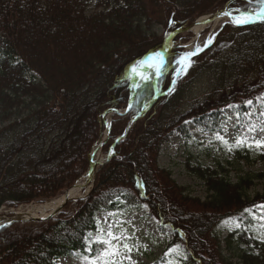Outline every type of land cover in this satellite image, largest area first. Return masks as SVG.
Here are the masks:
<instances>
[{"label":"trees","instance_id":"trees-1","mask_svg":"<svg viewBox=\"0 0 264 264\" xmlns=\"http://www.w3.org/2000/svg\"><path fill=\"white\" fill-rule=\"evenodd\" d=\"M226 1L0 0V205L53 198L76 181L100 134L98 114L127 107L130 79L144 67L140 62L175 28ZM261 5L235 0L230 7L253 12ZM176 59L167 58L159 90L169 85ZM145 76L130 109L112 116L105 151L152 97L153 69ZM263 93L264 19L224 25L181 70L169 93L115 145L85 199L55 217L0 228V264H57L74 252L123 264L105 257L109 243L92 236L100 233L95 212L142 203L168 239L154 264H166L165 252L174 246L185 253L184 264H264V240L243 230L223 239L216 232L225 218L247 224L250 210L264 204V192L249 193L255 181H264V171L237 174L235 181L229 174L235 164L264 161L263 149L243 144L215 167L188 159L205 197L192 195L158 163L174 132L191 137L187 120L202 131L222 133L223 108L235 104L242 117L246 103Z\"/></svg>","mask_w":264,"mask_h":264},{"label":"rangeland","instance_id":"rangeland-1","mask_svg":"<svg viewBox=\"0 0 264 264\" xmlns=\"http://www.w3.org/2000/svg\"><path fill=\"white\" fill-rule=\"evenodd\" d=\"M220 23L217 25L208 24L196 34L192 30L181 32L179 36H183V40L189 39L185 43L173 37L165 40V42H169V49L182 46L184 49L181 52L182 58L188 53L200 50L207 41H211L212 34L217 30ZM157 31L160 34L161 29L158 28ZM173 55H176V53H173ZM246 107L248 108L247 113L242 117L237 113L235 104H230L222 109V133L203 132L195 128L191 120L187 121L191 137L184 138L178 133H173L169 141L160 150L159 165L169 169L176 182L185 186L186 190L192 195L205 197L207 194L205 186L189 170L187 160L189 159L190 164L215 167L218 163L230 160L234 148L246 143L264 141V93L258 96L254 103L247 102ZM102 135L103 133L100 138ZM238 140L243 142L237 144ZM260 148L264 151V144ZM93 149L94 152H97V150L101 152L103 156L108 154L105 153V146L101 150L100 147L98 148L95 145ZM234 167L236 168L233 169ZM233 168L229 167V174L231 180L235 181L237 174L264 171V161L241 167L235 164ZM255 192H264V181L254 182L249 193ZM31 202L28 203L31 205L32 203L38 204L37 202ZM28 203L27 205H29ZM71 204L73 203L65 205L61 212ZM27 205H23V207ZM2 209L6 208L2 207ZM147 212L148 209L145 205L131 207L126 210H99L96 212V218L101 229L99 237L111 242V249L105 254L106 257L127 264H153L165 250L167 238L159 232L158 221L148 216ZM251 218V221L247 224H243L234 218H225L216 226V232L223 239L229 232L243 230L259 240H264V204L251 211ZM165 254L168 256L166 264H184L185 253L179 247L174 246ZM57 264L101 263L90 261L79 253H74L72 256L58 259Z\"/></svg>","mask_w":264,"mask_h":264},{"label":"bare ground","instance_id":"bare-ground-1","mask_svg":"<svg viewBox=\"0 0 264 264\" xmlns=\"http://www.w3.org/2000/svg\"><path fill=\"white\" fill-rule=\"evenodd\" d=\"M223 13L224 12L220 11L219 13H211V14L203 13V14H200L194 20V23L191 26V30L196 34V33L200 32L205 26H207L208 24H211V23L214 25H217L218 23L222 22V20L224 21L227 19L229 21L233 22L231 16L224 15ZM168 49H169V42L166 43L163 46L162 50L160 51L162 60H163L164 56L166 55ZM119 113H121V112H119ZM108 116H109V118H108ZM110 118H111V115L106 114V112H104L103 115H101L100 113L98 114L96 120L99 122L100 130L108 127ZM119 136L120 135H118L116 138H118ZM108 140H109V138L105 139L104 141L102 140L104 142V145L108 142ZM114 140L109 144L108 149L105 151V153H108V154L114 153V148H115ZM104 156H106V155H104ZM104 156L98 150H97V152H94V151L91 152V154L89 155V158H88V154H87L88 159H86V160H87L88 165H87V168L85 171H87L89 168L91 170V174L89 175L86 173L83 176V178L78 181V184H83V183L88 182L86 187H88L89 185L92 184V179H93L94 173L97 170V168L103 163ZM79 192H80V190L77 189V193H79ZM61 200H62V197L56 198L53 200H47L42 204L41 203H38V204L32 203V205L29 204L25 207H23V205L20 206V204H19V205H17V206H19L18 208L10 210L9 212H10V214H15V215H12L15 218H23V217H27V216H35V217H39V218H44L48 215L49 212H51L57 206H59V204L61 203ZM7 220H8V217L5 218L4 216L0 215V224L4 221H7Z\"/></svg>","mask_w":264,"mask_h":264},{"label":"water","instance_id":"water-1","mask_svg":"<svg viewBox=\"0 0 264 264\" xmlns=\"http://www.w3.org/2000/svg\"><path fill=\"white\" fill-rule=\"evenodd\" d=\"M258 13H260V10L258 12H255V13L252 14L253 15V22H255L258 19H260V18L257 17ZM253 22H250V23H253ZM250 23H247V24H250ZM233 24L238 25V24H236L234 22H233ZM239 25H244V24H239ZM136 117H138V116H136ZM122 138H123V136L120 137V139H122ZM86 173L90 175L91 174V170L88 168ZM87 183H83V184L74 183L69 188H67L64 191L63 195H62V200H61V203L59 204V206L56 207L51 212H49L48 215L46 217H44V218H47V217H50V216H53V215L57 214L61 210V208L64 207L67 203L85 197L87 195V192L85 194H83V195H80L79 194L80 192L77 193V189H79L81 191L83 190V192H84V189L86 188ZM12 215H15V214H9L7 216L2 215L5 218L8 217V220L4 221L3 223H1L0 227L5 226V225H7L9 223L16 222V221H28V220H40V219H43V218H39V217H35V216H29V217H23V218H15Z\"/></svg>","mask_w":264,"mask_h":264},{"label":"snow or ice","instance_id":"snow-or-ice-1","mask_svg":"<svg viewBox=\"0 0 264 264\" xmlns=\"http://www.w3.org/2000/svg\"><path fill=\"white\" fill-rule=\"evenodd\" d=\"M261 3H264V0H261ZM239 11V10H237ZM224 15L231 16L232 21L236 24H247L250 22H253V15L249 13H240L239 15L233 16L231 12H225ZM257 17L260 19H264V8H261L260 13L257 14ZM195 55V53H188L185 55L184 58H182L181 63H184L185 60H188V63L184 65V69H186L188 66H190V60L188 59L190 56ZM163 63L162 57L160 53H156L153 56L149 57L147 61H141L140 66L143 67L145 64H147L149 67H155L157 71H159L161 65ZM182 69V70H184ZM134 72H137L136 68H133ZM141 75L143 79H147L146 76H144L143 73H138ZM248 103H251V101H248ZM243 141H237V144L242 143ZM262 144H264V141H256V145L259 147Z\"/></svg>","mask_w":264,"mask_h":264}]
</instances>
